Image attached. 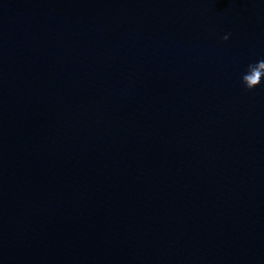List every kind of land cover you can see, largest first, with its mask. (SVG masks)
<instances>
[{
  "label": "water",
  "instance_id": "1",
  "mask_svg": "<svg viewBox=\"0 0 264 264\" xmlns=\"http://www.w3.org/2000/svg\"><path fill=\"white\" fill-rule=\"evenodd\" d=\"M262 58L264 0H0V264H264Z\"/></svg>",
  "mask_w": 264,
  "mask_h": 264
},
{
  "label": "clouds",
  "instance_id": "2",
  "mask_svg": "<svg viewBox=\"0 0 264 264\" xmlns=\"http://www.w3.org/2000/svg\"><path fill=\"white\" fill-rule=\"evenodd\" d=\"M224 40H228L229 36L225 35ZM242 83L249 91L256 89L264 81V58L250 63L247 66V70L242 75Z\"/></svg>",
  "mask_w": 264,
  "mask_h": 264
}]
</instances>
